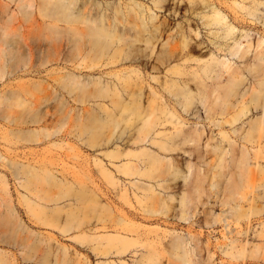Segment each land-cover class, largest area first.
I'll use <instances>...</instances> for the list:
<instances>
[{"label": "rangeland", "instance_id": "obj_1", "mask_svg": "<svg viewBox=\"0 0 264 264\" xmlns=\"http://www.w3.org/2000/svg\"><path fill=\"white\" fill-rule=\"evenodd\" d=\"M89 1L101 25L114 12L126 16L117 34L128 44L115 52L107 42L92 53L94 68L68 60L81 80L73 84L57 83L65 69L47 59L63 26L52 21L68 14L69 0L29 8L0 0V229L28 235V254H43L44 264L64 249L83 264H264V0ZM214 10L223 24H210ZM17 25L29 33L19 36ZM27 42L43 45L41 57L29 58ZM213 59L223 65L207 71ZM113 73L165 124L155 130L172 127L162 120L170 112L181 123L168 133L193 140L181 133L171 145L154 129L138 133L132 97L124 110L111 106ZM185 90L193 103L184 110L176 99ZM15 165L21 170L10 174ZM146 166L154 177L138 174Z\"/></svg>", "mask_w": 264, "mask_h": 264}, {"label": "bare ground", "instance_id": "obj_2", "mask_svg": "<svg viewBox=\"0 0 264 264\" xmlns=\"http://www.w3.org/2000/svg\"><path fill=\"white\" fill-rule=\"evenodd\" d=\"M78 3V7L73 12L70 5H76ZM23 6L24 7H32L33 0H23ZM63 5L66 6V8H70V11H67L68 14H65L60 19H53V24L57 27L58 21L63 22V26L59 28V32L61 33L60 36V43L56 47L55 52L52 54V57H47L48 61H55L58 64L63 65V69L68 67V60L73 61L74 68H78L79 66H84L86 68H94L98 61H95L92 58V53L95 52L96 54H100V50L107 44V42H110L113 44L115 48V52L120 51L122 49V46L127 45L128 41L121 35L117 34L119 31V23L121 22L120 17H126V16H119L116 12L113 13L112 17H110V21H107L106 24H100L98 16L97 9L93 2H90L89 0H69L68 3L63 2ZM7 7V6H6ZM39 17H37L40 22L38 26L44 25L46 23V19H44L43 15L38 13ZM209 22L211 23H220L223 24V19L221 14L214 10V13L210 16H208ZM83 25V26H80ZM227 27V31L229 32L228 28L229 26L227 24H224ZM17 34L21 37H24L26 35V32L29 33L28 29L22 27L21 25H17L16 29ZM108 38L110 40H108ZM6 46L8 47L9 44L3 41ZM258 45H261L263 42L262 39L257 40ZM28 47V56L30 59H35L37 57H41V54L44 53V47L42 44H37L34 47L30 45L29 42L26 43ZM34 48V49H33ZM235 48V47H234ZM232 49V47H230ZM236 49V48H235ZM13 56V54L10 55V58ZM114 57V56H113ZM114 63L115 61H111ZM222 60L220 59H213L211 63H208L206 65V70L212 69L214 65H223ZM61 67L58 68V76L54 79L58 82H62L65 78L69 80L73 84H78L81 82L79 79V76H77L75 73L70 72L68 69H65L64 73L60 75ZM113 80L111 82V86L108 88L111 94L110 103L113 108H119L120 110L126 109V104L124 103L126 97L131 96L133 100V107L132 111L135 113V118L130 121L129 125H134L133 127L137 128L138 133H149L152 129L155 130V127L157 125L164 126V123L158 122L157 120H151L149 119L147 109L144 105L141 104L138 92L137 95L135 94V91L131 92V89L129 88V82L125 78H119L115 73H113ZM139 85V82H137ZM139 88L141 86L139 85ZM140 90V89H139ZM138 90V91H139ZM27 92H25L23 89L20 90L17 101L19 102V106L22 107L21 111L25 110L29 99L25 96ZM119 96H122V101H119ZM202 97V96H201ZM200 102L202 101L201 98H199ZM176 101L179 102V104L183 107L185 110L187 106L191 105L193 103L190 93L188 91H183V98L176 99ZM194 113H197L195 111ZM9 124H17V118L12 117L9 115V118L7 119ZM164 122H168L170 124H173L172 127L167 126L165 127V130L157 131L155 130L153 138H157V136L161 135L163 137H166L167 139L172 141L171 145L175 144V140L173 139L175 136L180 135L183 133L182 140H188L192 141L193 139L190 137L189 133L186 134L183 132V130L178 129L177 134H174L173 132H169L171 128H174L175 125H178L181 123L180 120H178L177 117H175L174 114L170 112H165V116L162 119ZM194 133H196L197 128H194L192 130ZM145 136V135H144ZM159 143L160 148L170 150V147L167 145V142L160 141ZM152 143L156 144L155 141H152ZM121 155L123 152L120 153ZM150 165H152V168H157L158 165L161 162V159H159L157 156H148ZM125 165H118L117 168L119 170H122ZM22 166L21 165H15L13 167V171L10 172V174L16 175L20 170ZM187 168H190V165L187 164ZM138 174H143L148 177H154L152 175V172L148 169L147 166L144 168V172L138 171ZM2 188V190H4ZM147 191H152V187L148 186L145 188ZM155 201V199H154ZM38 208L42 209L43 206H40L42 204L37 203ZM1 205V204H0ZM180 205L187 206L186 203V197L184 195L180 198ZM7 210L9 213H13L12 207L9 205V203L6 205ZM34 209L35 207L32 206ZM39 219V217H38ZM9 221H12L8 218ZM225 227L227 229L229 223L227 218L223 219ZM15 222V221H14ZM45 225H50V223H43ZM11 226V225H10ZM9 229V227H7ZM50 237H47V239H43L44 241L49 240ZM0 243H4L6 246L10 247L11 249H3L0 248V264H44L43 263V254H37L35 257H32L28 254L29 250V236L22 235L21 237L17 235H7L6 226H4V229H0ZM47 243V242H46ZM180 246V244H178ZM188 250L185 249L184 253L182 255L183 260L187 263H190V259L188 258L189 253ZM49 264H83L80 261V258L77 254H74L71 256V254L67 253V251L64 249L61 253L55 255L52 262Z\"/></svg>", "mask_w": 264, "mask_h": 264}]
</instances>
